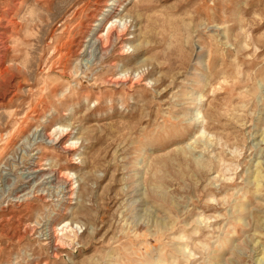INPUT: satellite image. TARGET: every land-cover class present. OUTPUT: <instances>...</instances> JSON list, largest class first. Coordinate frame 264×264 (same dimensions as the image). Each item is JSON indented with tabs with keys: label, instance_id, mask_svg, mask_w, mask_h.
<instances>
[{
	"label": "rangeland",
	"instance_id": "rangeland-1",
	"mask_svg": "<svg viewBox=\"0 0 264 264\" xmlns=\"http://www.w3.org/2000/svg\"><path fill=\"white\" fill-rule=\"evenodd\" d=\"M0 264H264V0H0Z\"/></svg>",
	"mask_w": 264,
	"mask_h": 264
},
{
	"label": "bare ground",
	"instance_id": "bare-ground-1",
	"mask_svg": "<svg viewBox=\"0 0 264 264\" xmlns=\"http://www.w3.org/2000/svg\"><path fill=\"white\" fill-rule=\"evenodd\" d=\"M105 5L107 6V5H109V4H105ZM94 26H96V25H94Z\"/></svg>",
	"mask_w": 264,
	"mask_h": 264
}]
</instances>
